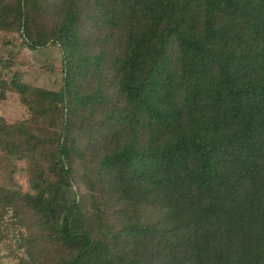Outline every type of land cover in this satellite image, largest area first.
I'll return each mask as SVG.
<instances>
[{
	"label": "trees",
	"instance_id": "16d2710c",
	"mask_svg": "<svg viewBox=\"0 0 264 264\" xmlns=\"http://www.w3.org/2000/svg\"><path fill=\"white\" fill-rule=\"evenodd\" d=\"M0 32L62 73L0 74L29 113L0 114V258L264 264V0H0Z\"/></svg>",
	"mask_w": 264,
	"mask_h": 264
},
{
	"label": "rangeland",
	"instance_id": "374dc122",
	"mask_svg": "<svg viewBox=\"0 0 264 264\" xmlns=\"http://www.w3.org/2000/svg\"><path fill=\"white\" fill-rule=\"evenodd\" d=\"M40 20L45 24L47 19L40 18ZM19 42L20 40L12 33L0 32V58L4 59V63L0 62V74L4 78L9 79L12 72H18L23 82L47 89H59L62 77L60 72V50L51 46L36 50H30L26 47L19 49ZM12 54L15 56L12 61H9L8 59ZM0 114L10 122L29 117L28 111L20 104L17 95L11 92L6 94V99L0 100ZM18 168H23V164L18 163ZM13 177L19 187L24 190L29 188V183L23 170L17 169ZM0 184L9 185L8 174L1 170ZM8 253L7 250L2 252L0 264H13L8 257Z\"/></svg>",
	"mask_w": 264,
	"mask_h": 264
}]
</instances>
